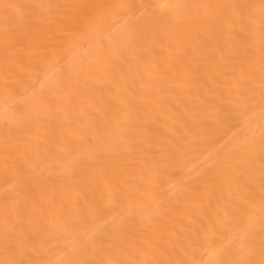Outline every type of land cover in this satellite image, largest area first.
<instances>
[{"label": "bare ground", "instance_id": "obj_1", "mask_svg": "<svg viewBox=\"0 0 264 264\" xmlns=\"http://www.w3.org/2000/svg\"><path fill=\"white\" fill-rule=\"evenodd\" d=\"M0 264H264V0H0Z\"/></svg>", "mask_w": 264, "mask_h": 264}]
</instances>
